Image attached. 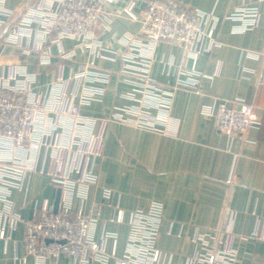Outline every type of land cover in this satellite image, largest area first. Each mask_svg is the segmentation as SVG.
Instances as JSON below:
<instances>
[{
	"label": "crops",
	"instance_id": "obj_1",
	"mask_svg": "<svg viewBox=\"0 0 264 264\" xmlns=\"http://www.w3.org/2000/svg\"><path fill=\"white\" fill-rule=\"evenodd\" d=\"M28 1L4 0L13 14L5 22L10 20V24L0 28V79L23 68L35 75L32 93L44 97L59 78L66 80V89L69 76L83 61L93 59L96 68L111 72L100 99L80 106L82 115L98 118L96 130L102 140L100 152L91 159L97 183L89 187L83 204L76 197L72 202L74 210L80 207L84 213L98 215L97 239L105 229L116 232L115 238L105 242L111 253L109 264H116L124 250L130 211L151 200L163 205L157 245L169 256L164 264H186L199 248L193 240L196 231L206 229H219L222 237L225 231L231 233L237 264H264V0H179L212 10L221 19L205 24L206 31L213 27L219 44L195 59L183 58L181 48L167 41L157 44L150 74L173 90L163 131L102 120L119 106L137 104L127 98L131 85L119 75L118 59L93 57L89 49L76 46L70 38L52 41L53 36L44 35L36 23L30 33L26 30L28 33L16 42L10 41L23 21ZM126 1L120 0L115 6L121 7ZM243 3L257 5L259 20L252 30L234 32L233 21L222 17ZM4 18L0 13V19ZM138 26L126 16H114L97 30V37L104 48L121 52L119 38L137 31ZM203 42L206 45L208 38ZM63 50L74 54L63 58ZM47 57L49 61H43ZM179 67L200 73L195 87L172 88L177 75L185 76ZM222 100L236 106L240 100L251 103L258 124L234 136L217 129L214 117L203 113L202 107ZM58 136L54 132L48 140L53 142ZM50 155V149L41 150L36 170L25 172L21 188L11 189L10 196L23 218L31 217L35 207L54 208L58 187L48 174ZM103 187L112 189L111 203L103 199ZM112 214L122 217L110 220ZM23 255L20 221L8 238L0 239V264H20ZM25 264L36 263L27 257ZM57 264H73V260L60 256Z\"/></svg>",
	"mask_w": 264,
	"mask_h": 264
},
{
	"label": "built area",
	"instance_id": "obj_2",
	"mask_svg": "<svg viewBox=\"0 0 264 264\" xmlns=\"http://www.w3.org/2000/svg\"><path fill=\"white\" fill-rule=\"evenodd\" d=\"M120 0H40L28 3L22 13V23L15 29L10 41L16 42L31 25H39L44 35L75 40L76 46L89 49L93 57L119 60V75L131 85L127 98L135 105L119 106L110 117L140 128L163 131L171 104L173 90L165 88L150 74L157 44L167 41L181 48L185 59L197 55L219 42L212 28L205 30L211 20H221L212 10H204L179 0H127L121 7ZM2 26L13 12L0 0ZM126 16L137 21V31L119 38L121 52L104 48L97 37V30L105 27L114 16ZM222 19L233 21L232 31L252 30L259 20L257 5L241 4ZM11 36V35H10ZM208 43L204 45V38ZM72 50L60 51L63 58L72 57ZM46 56V55H44ZM43 61L48 62L49 58ZM171 66V64H169ZM172 88L195 87L199 72L182 70ZM166 73H169L166 70ZM183 74V75H184ZM111 72L98 69L93 59L83 61L66 80L59 78L44 97L32 93L34 73L23 68L15 69L0 79V239H6L18 222L23 223L24 255L19 258L25 264L31 257L36 264H57L60 256H67L73 264H109L111 253L106 250V239L116 237V232L105 229L99 239L95 236L97 214H87L79 207L74 210L73 199L81 204L88 198L91 185L97 183V174L91 167L92 156L100 152L102 134L96 130L98 118L84 116L80 106L100 99ZM136 93L140 94L137 96ZM202 112L214 117L220 131L234 136L243 134L258 121L253 105L240 100L230 105L222 100L204 105ZM59 134L51 142L48 137ZM50 149L52 165L48 171L50 180L60 190L56 211L52 206L35 207L32 216L23 218L10 196L12 188H21L25 172L36 170L41 150ZM74 174V176H72ZM112 189L103 187L102 197L111 203ZM122 215L112 214L110 220H120ZM163 218L161 201L151 200L143 207L130 211L125 247L116 264H164L169 256L157 245ZM220 230H197L193 240L199 248L186 264H237L236 249L230 244L231 233L226 236Z\"/></svg>",
	"mask_w": 264,
	"mask_h": 264
},
{
	"label": "water",
	"instance_id": "obj_3",
	"mask_svg": "<svg viewBox=\"0 0 264 264\" xmlns=\"http://www.w3.org/2000/svg\"><path fill=\"white\" fill-rule=\"evenodd\" d=\"M143 0H138L137 2V6H136V9L138 10L140 7H142L143 5ZM59 193H60V190L57 189V193H56V198H55V202H54V208L53 210L56 211L57 209V204H58V200H59Z\"/></svg>",
	"mask_w": 264,
	"mask_h": 264
},
{
	"label": "trees",
	"instance_id": "obj_4",
	"mask_svg": "<svg viewBox=\"0 0 264 264\" xmlns=\"http://www.w3.org/2000/svg\"><path fill=\"white\" fill-rule=\"evenodd\" d=\"M9 22H11V21L9 20ZM9 22L4 23L2 26H0V28L5 29L10 24Z\"/></svg>",
	"mask_w": 264,
	"mask_h": 264
}]
</instances>
